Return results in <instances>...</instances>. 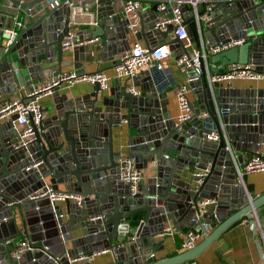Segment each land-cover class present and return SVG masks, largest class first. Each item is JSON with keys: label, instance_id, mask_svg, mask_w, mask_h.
Masks as SVG:
<instances>
[{"label": "water", "instance_id": "obj_1", "mask_svg": "<svg viewBox=\"0 0 264 264\" xmlns=\"http://www.w3.org/2000/svg\"><path fill=\"white\" fill-rule=\"evenodd\" d=\"M47 1L0 0V23L16 12L24 17L16 38L0 45V96L30 92L32 81L42 83L49 70L55 78L68 66L61 60V42L70 30L65 1L97 21L94 29L73 33L70 42L82 43L68 50L73 69L92 63L94 52L102 60L126 47L125 22L114 3L118 0H61L52 6ZM137 14L142 31L144 14ZM193 16L184 13L185 20ZM196 17L198 39L206 52L235 41L242 44L207 55L201 72L185 71V78L196 77L188 86L201 104L197 110L189 104L191 120L176 124L164 109L170 89L156 78L148 80L153 74L140 72V79H130L147 82L138 97L128 92V79L110 89L108 97L96 84L85 93L52 91V104L40 108V121L34 125L28 117L32 136L24 144L10 128L15 115L0 123V264H69L99 251L109 252L107 264H187L241 219L254 238L253 214L264 204V194L251 199L245 192L235 173L242 159L235 154L253 153L264 145V90L232 89L228 83H210L209 78L230 64H248L264 72V1L209 0L200 3ZM154 21L149 17L148 29ZM173 30L168 26L163 33H152L175 54L181 42L169 36ZM188 37L193 43L189 30ZM52 58L55 65L50 68ZM200 114L204 116L197 118ZM122 123L124 157L136 169L149 167L153 172L133 195L115 175L121 151L112 150V131L121 137ZM210 134L217 140H209ZM197 173L204 176L196 177ZM47 189L81 199L62 204L29 199ZM125 219L128 222L122 223ZM196 220L202 224L197 244L148 262L146 257L161 246L153 237L165 223L176 230H193ZM21 241L26 249L13 255ZM254 246L261 264L262 250L257 241Z\"/></svg>", "mask_w": 264, "mask_h": 264}, {"label": "built area", "instance_id": "obj_2", "mask_svg": "<svg viewBox=\"0 0 264 264\" xmlns=\"http://www.w3.org/2000/svg\"><path fill=\"white\" fill-rule=\"evenodd\" d=\"M61 0H48V5L52 6ZM141 1H146L153 3L155 6V12L153 13L151 9L147 12H151L155 17V21L151 29H148V34L151 36L152 43L141 45L138 41H134L131 44L128 43V37L131 36L136 38L142 31L140 30L139 17L137 12H141ZM209 0H118L114 3L120 7L119 16L120 20L125 22V30L127 32L125 37L126 47L121 51L119 57L113 67L116 78L121 79H132L137 76V74L149 67H152L155 71L161 72L163 70L164 62L172 54L169 51L168 46L165 43H161L157 34L166 31L168 26L174 27L172 37H175L181 46L177 48L178 52L175 53V64L181 73H185L186 70L196 69L201 72L202 68H206L207 55H213L221 50H226L232 46H238L242 44V41H235L230 44L222 46L221 49L212 48L206 52L203 48V44L200 39H198V18L196 17L197 9L200 3L207 2ZM64 5L70 8V18L68 26L70 30L67 36L63 38L61 42V47L64 50H69L73 46H79L82 43L72 44L70 39L73 36L71 32V23L73 16L76 12H82V9L74 10L72 5H68L66 1ZM211 6L207 5L206 10L208 11ZM183 8L185 10L183 11ZM192 12V19L196 31V41L197 47L194 46L195 41L192 43L188 37V26L186 20L184 19V13ZM157 13V15H156ZM145 15V14H144ZM13 20L12 29H7L2 34L5 38L4 46L11 43L17 36L18 32L23 28V23L16 20L15 15L11 17ZM109 16L107 17V19ZM143 19V18H142ZM204 19H208L205 18ZM145 21V24H147ZM144 24V23H143ZM97 26V21L90 20L88 27L89 29H94ZM148 28V26H147ZM97 38L90 40L89 43H95ZM186 82L182 85H178L175 89V101L179 110V115L175 120L176 124L191 120L192 114L189 107V101L187 99V94L192 90L189 88L188 84L196 80L194 78H185ZM247 80V81H257L264 80V72H256L253 66L248 64H230L225 67L224 71L220 74H215L209 78L210 83H228L231 80ZM109 79L101 72H95L92 74H79V73H65L60 74L55 78L47 81L39 87H33L29 91L23 92L16 98L9 99L7 102L0 104V121H7L11 116L15 115L16 119L11 122L17 127L21 128V131L17 133L21 144H24L32 136L31 128L29 126L28 117H30L32 123L36 125L41 119L40 108L37 101L40 97L49 95L54 91L57 86L62 84H96L100 91H106L108 89ZM128 92L134 96L138 97L140 92L134 90L133 88H128ZM204 114H200L197 118L203 117ZM209 140L216 141L217 137L215 134L209 135ZM226 150V148H225ZM264 172V152H255L251 154L242 166H236L235 173L238 181L241 183V179L244 175L250 173H263ZM116 177L117 181L129 186V190L133 195L136 189L139 187L142 176L140 170L136 169L129 158L119 159L116 165ZM204 173H197L196 177H202ZM44 198L48 200L50 204L63 202L64 200H69L77 203L81 197L76 195H58L52 194L49 189L46 192H36L29 197L30 200ZM202 224L196 220V226L193 230H188L180 243V250L187 251L191 249L202 237L201 232ZM160 236L163 233L159 234ZM26 249V245L23 241L17 244V248L13 255H18ZM106 252V251H105ZM97 253V252H95ZM93 253L92 256L95 254ZM262 254H263V264H264V239H262ZM152 255L146 257L150 259ZM74 260V259H73ZM69 263V261H68ZM188 264H196L194 261H189Z\"/></svg>", "mask_w": 264, "mask_h": 264}, {"label": "crops", "instance_id": "obj_3", "mask_svg": "<svg viewBox=\"0 0 264 264\" xmlns=\"http://www.w3.org/2000/svg\"><path fill=\"white\" fill-rule=\"evenodd\" d=\"M264 1V0H261ZM154 6L153 3L141 1V12L145 14L143 16V30L142 33L137 36L136 38H133L131 36L128 37V43L131 44L134 41H138L141 45L145 44H151L152 38L148 34V24H145V21L149 19V17L153 16L151 12H147L149 9ZM157 15V13H156ZM16 20H20L24 24V17L21 13L16 12ZM91 20V14L85 12L82 10V12H76L73 16V20L71 23V32L73 33H82L89 29L88 24ZM190 20L189 17L186 19L187 21ZM188 26V25H187ZM194 26V24H193ZM13 27V20L12 18H1L0 23V45L4 46L5 44V38L2 36V34L7 29H12ZM188 30L191 33V30L188 26ZM195 30V27H194ZM196 34V31H195ZM192 35V33H191ZM171 37L172 34H169ZM192 38L193 35H192ZM195 39V38H194ZM194 46L197 47V43H194ZM121 52H117L112 57H104V59H98L97 52L93 53V62L88 63H81L79 67H82L80 70H75L72 68V61H71V54L70 51L64 50L62 53V62L68 64L66 67H62L60 70L61 74L65 73H83V74H92L95 72H101L103 73L108 79V89L106 91L101 92L102 95L109 96L108 92L110 89H114L117 87H120L122 83L126 80L124 78L118 79L115 76L114 73V65L119 57V54ZM55 65V59L52 58L51 63L48 67H52ZM218 65V64H215ZM163 70L161 72L155 71L152 67H149L147 69H143L140 72H148L151 79L148 78V80L153 81L154 78L158 79L161 83H164L165 87L170 89V91L166 94V106H165V112L167 115L170 116L171 119L174 121L179 115V110L175 101V89L178 85H182L186 82L185 75L180 72L177 65L175 64V54H171L170 57L164 62ZM51 73L52 70H49ZM77 71V72H76ZM139 72V73H140ZM45 75L44 81L40 84H38L36 81H32L33 87H39L46 83L47 81L51 80L52 77L50 74ZM139 73L136 77L139 76ZM139 79L141 77H138ZM145 79V78H142ZM142 81V80H141ZM150 82V81H148ZM147 82L143 80L141 83L137 79L136 81L129 80L127 82L128 88H133L134 90L140 92L141 87L145 86ZM230 87L232 89L234 88H252V89H261L264 90V80H257V81H247V80H239L234 79L228 82ZM91 86L89 84H62L59 88L55 89L58 93H62L65 91H70L73 93H85L91 91ZM27 90H21V92L14 93V94H5L0 96V104L7 102L9 99L16 98L19 95H21L23 92ZM187 99L189 101V104L192 103L195 105L193 110H197L199 107H201L199 99H197V96L189 92L187 94ZM196 103V104H195ZM37 104L39 108L42 110L49 107L52 104L50 95H45L40 97V99L37 101ZM43 117V115H42ZM7 121H0V123H4ZM10 128L14 130L16 133H19L21 131L20 127H17L16 125L10 123ZM121 137L118 135L116 129L112 131V150L114 152L121 151V157L120 159L124 158V132L125 127L124 124H121ZM255 152H264V145H261ZM249 151H240L236 156H241V161L243 163L247 160V158L253 154ZM141 172V182L139 186H144L146 184V180L152 176L153 172L152 170L147 167L146 169L140 170ZM241 185L244 188L245 192L249 195L251 199H254L256 197L261 196L264 194V172L263 173H250L246 174L241 179ZM58 190H62V186H57ZM56 204H62L61 202H57ZM15 216H18V213H16ZM254 217V225L256 229V234L254 238H252L251 233L248 229V226L246 224V221L244 219H241L234 224L230 225L228 228H226L211 244L200 254L198 255L194 261L196 264H258V256L256 253V249L254 246V242L257 241L260 245V248L262 250V239H264V204H262L258 209L254 211L253 214ZM128 220L125 219L122 223H127ZM16 223L18 224V219L16 220ZM131 224V223H130ZM130 227H134V225H129ZM19 228V227H18ZM211 231V229H208ZM20 231V230H18ZM188 231L187 228H181L179 230H176L172 227V224L170 222L164 224V230L161 232L163 233L162 236L159 234L153 237L154 243L161 242V246L156 250L150 253L152 257L149 259L148 262H154L158 259L162 258H170L173 257L179 253H182L183 251L180 250V243L183 239L184 234ZM74 234V233H73ZM126 237V236H125ZM201 240V239H200ZM199 240V241H200ZM198 241V242H199ZM197 242V243H198ZM196 243V244H197ZM111 260L109 252L105 251H99L95 253L91 258H86V256H83L81 258H76L74 260H69V264H107ZM263 264V260L260 262ZM121 264V263H119ZM184 264V263H181ZM188 264V262H187Z\"/></svg>", "mask_w": 264, "mask_h": 264}, {"label": "trees", "instance_id": "obj_4", "mask_svg": "<svg viewBox=\"0 0 264 264\" xmlns=\"http://www.w3.org/2000/svg\"><path fill=\"white\" fill-rule=\"evenodd\" d=\"M186 24L189 26L191 33H192L193 37L195 38L194 39L195 43H197L196 34H195L194 26H193L194 23H193L192 19L188 20Z\"/></svg>", "mask_w": 264, "mask_h": 264}]
</instances>
